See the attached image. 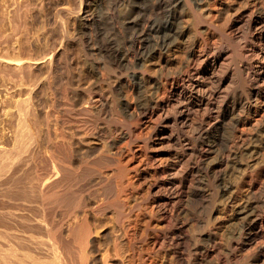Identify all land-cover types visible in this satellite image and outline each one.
<instances>
[{
    "label": "bare ground",
    "instance_id": "obj_1",
    "mask_svg": "<svg viewBox=\"0 0 264 264\" xmlns=\"http://www.w3.org/2000/svg\"><path fill=\"white\" fill-rule=\"evenodd\" d=\"M55 16L40 73L0 35L30 71L0 97V264H264V0H77ZM87 139L99 150L77 155Z\"/></svg>",
    "mask_w": 264,
    "mask_h": 264
},
{
    "label": "rangeland",
    "instance_id": "obj_2",
    "mask_svg": "<svg viewBox=\"0 0 264 264\" xmlns=\"http://www.w3.org/2000/svg\"><path fill=\"white\" fill-rule=\"evenodd\" d=\"M0 1L4 2L3 0H0ZM18 1L21 2V3H18V5H17V2H18ZM18 1H17V0H6V1H5L6 3L4 2V3L7 5L6 7L4 6L5 4L1 3L6 9L8 8V10H9V12H8V10H6V12H7V13H6V17H9V16H7V14L10 15V17H11V18H8V19L5 18V19H7L6 23H7V24H10V25L13 24V25H12V26H10V25L8 26L6 23H4L5 27H9L10 29H9V28H5V33H2V35H4V37L0 34V35L4 38L3 41H4V40L7 41V45H9V44H10V45L7 47V45H5L6 43H5V44H4V42H3V43L0 42V43L2 44V46H3V45L6 46V47L4 46V49H5V48H6V49H7V48H10V50L13 49L12 51H16V52H18V51H17V49H18V50L22 51L23 53H26V52H27L28 54L26 53L27 55H25V56H27L28 59H30V58H29L30 56L28 57V55L30 54V51H31V50L33 49V47H34V49H33L34 51H33V50H32L33 52L31 51V52H32L31 58H32V56H33V58H32L33 60L30 59V61H29V60L27 59V63H26V65H27L28 69H29V67H30V70H31V71L34 70L33 72H37V71H38L37 73H40V72L43 70V68H44V62H38V59L40 60V58L42 57V58H41V60H42L44 56H46V57H44V59H46V58L48 57V55H50L51 53L49 54L48 51H43V53H44L45 55H44L43 53H41V54H39V55H41V56L37 55V57H40V58L37 59V57H36L35 55L37 54V52H38V53L41 52V51H38V50H39L38 48H41V47L43 46V43L46 42V41H48V40L50 41L49 45H50L52 48H54L53 44H55V46H57L58 43L60 42L59 39H57V40L55 39L56 37L52 39V38H51L52 34H50L51 32H52V33L55 32V31H54V29H55L54 27L52 28L53 30L50 28V27L53 26L54 23H55L54 26H56V21H55V18H56V16H55V11H56L59 7H61V5H62V7H64V8H67V7H68V9H69L70 6H71V7L74 6V3L77 2V0H31V1H30V0H28V1L26 0L25 2H24V0H18ZM71 1H72V2H71ZM15 2H16V3H15ZM23 2H24V3H23ZM26 2H28V4H27ZM29 2H30V3H29ZM36 2H37V3H36ZM8 3H9V4H8ZM22 3H23V4H22ZM21 4H22V6H21ZM24 4H27V5H29V6L24 5ZM14 5H15L16 7H15ZM31 5H32V6H31ZM19 6H21V7L19 8ZM24 6H25V7L27 6V7L24 8ZM66 6H67V7H66ZM17 7H18L19 9H21V10H19ZM22 7H23V8H22ZM56 7H57V9H56ZM15 8H17V9L19 10V12H17V10H16ZM40 8L42 9L43 12L41 11ZM25 9L28 11V14L25 13L26 11L24 12ZM28 9H29V10H28ZM14 10H15V11H14ZM39 10H40V11H39ZM22 11H23V13H20V12H22ZM13 12H14V13H17V14H14L15 17H12ZM30 12H31V13H30ZM36 12H37V13H36ZM39 12H40V13H39ZM41 12H42L43 14H42ZM53 12H54V13H53ZM24 13H25L26 16H24ZM32 13H33V14H32ZM21 14H23V16H24L25 18H27V15H29V16H28V20H27V19L25 20L24 17L22 18V15H21ZM46 14H47V15H46ZM14 15H13V16H14ZM18 15H19V16H18ZM20 15H21V16H20ZM41 15H42V16H41ZM16 16H18V17L16 18ZM31 16H32V17H31ZM33 16L36 17L37 22H35V19L33 18ZM38 16H40V18H39ZM45 16H46V17H45ZM20 17H21V19H20ZM43 17H44V19H42ZM14 18H15V19H14ZM29 18H30V19H29ZM32 18H33L34 20H33ZM47 18H48V20H47ZM5 19H3V22H5ZM10 19H11L12 21H10ZM13 19L16 20V21H18V19H19L18 22L21 23V24L19 25L18 22L14 21ZM38 19H41V21H42V20H44V21L47 20V21H48V22H46L47 25H46V23L43 21L47 27L44 25V23H42V22H41L40 20H38ZM8 20H9V22H8ZM23 20H24V22H23ZM30 20H31V21H30ZM32 20H33L34 22H32ZM13 21H14L15 23H12ZM25 21H26V22H29V23L31 22L32 24H33V23H36V24H35V27H36L35 29H37V28H38L37 25H39V27H40V28H38L39 31H38V29H37V32H38V33H37V32H36L37 34L35 33L36 30H34V28H33L34 25L32 26L31 23L29 24V23H26ZM54 21H55V22H54ZM3 22H2V23H3ZM10 22H11V23H10ZM38 22H40V23L38 24ZM16 23H17V25H19V26L15 25ZM41 23H42V26L40 25ZM27 24L30 25V26H28ZM6 25H7V26H6ZM14 25L17 26V29H19V28L21 27L20 30H19V32H18V30H17V32H16V33H18V35L15 33V31H14V29H13V28L15 27ZM24 25L26 26L25 29L23 28V27H25ZM49 25H50V26H49ZM27 26L29 27V30L27 29V28H28ZM31 26H32V28H31ZM43 26H44L45 28L42 29ZM18 27H19V28H18ZM7 29H8V30H7ZM12 29H13V31H14L13 33H15V34H13V35H12V33H11V32H12ZM15 29H16V27H15ZM21 29L24 30L25 32L23 31V32H24V33H23ZM26 29H27L28 31H27ZM31 29H33L34 31L32 32ZM40 29H41L42 31H41ZM48 29H49V30H48ZM9 30H11V31L9 32ZM45 30H48V31H45ZM29 31H30V32H29ZM40 31H41V32H40ZM43 31H44V32H43ZM49 31H50V32H49ZM53 31H54V32H53ZM20 32L23 33L24 35L21 34L20 39H19L18 37H19V35H20V34H19ZM26 32H27V33L29 32L30 35L27 34ZM31 32H32V33H31ZM6 33L11 34L12 37H11V35H7ZM33 33H34V34H33ZM39 33H40V35H41L42 37L39 35ZM41 33L48 34V35H43V34H41ZM25 34H27V36L30 37V38H32V39L28 38ZM32 35H35L36 37H35V36H32ZM1 36H0V40L2 41ZM15 36H16V37H15ZM23 36H25L26 38L23 37ZM43 36H44V37H43ZM5 37H8V39L6 38V39H7V40H6ZM14 37H15V38H14ZM33 37L36 39L35 41H34ZM39 37H40V38H39ZM46 37L49 38V39H47ZM10 38H11V39H10ZM13 38H14V39H13ZM22 38H23V40H22ZM37 38H38V39H37ZM42 38L44 39V41H43ZM9 39H10V40L13 39L11 42H15L16 45H15V43H9V44H8V41L10 42ZM15 39H19V42H21V43L18 42V44H17V40H15ZM25 39L27 40V42L30 41L31 43L28 42V44H26L27 42H25V41H26ZM28 39H29V40H28ZM39 39H42V40H39ZM50 39H51V40H50ZM21 40H22V41H21ZM24 40H25V41H24ZM31 40H32V41H31ZM38 40H39V42H40L41 44L38 43ZM23 41L25 42V44H26L28 47H27V46H26V47L24 46V42H23ZM33 41H34V42H33ZM56 41H57V43H56ZM58 41H59V42H58ZM22 42H23V47H22V45H21ZM53 42H54V43H53ZM36 43H37L38 45L40 44L39 47H38V45H37ZM12 44H13V45H12ZM29 44H30V45H29ZM31 44H32V45H31ZM14 45H15L17 48H16V47H12V48L10 47V46H14ZM18 45H19L20 47H19ZM30 46H31L32 48H31ZM50 46H49V49H51V51H53V49H52ZM36 47H38V48H36ZM59 47H60V46H59ZM59 47H58V48H59ZM63 47H64V46H63ZM14 48H15V50H14ZM19 48H20V49H19ZM26 48H28V49L31 48V49H29V50H30V51H29V50L26 49ZM35 48H36V49H35ZM6 49H5V50H6ZM23 49H24V50H23ZM25 49H26V50H25ZM37 49H38V50H37ZM63 49H64V48H59L58 50L55 49V50L53 51L52 54H54V56H55V61H56V63H57L58 61H60V58L58 57V54H59V56L61 57V54L63 53ZM27 50H28L29 52H28ZM35 50H36V51H35ZM40 50H41V49H40ZM24 51H26V52H24ZM46 52H47L48 54H47ZM42 54H43V55H42ZM46 54H47V55H46ZM34 56H35L36 59L34 58ZM56 56H57V57H56ZM1 59H2V60H1ZM4 59H5V58H4V57L2 56V54H1V55H0V81H3V80L5 79L4 77H6V75H9V74H10L9 77H6L7 79H8V78H11V81H10V79H8L9 81L6 80V82L8 83V85H11L12 83H14V84H15V83L18 84L19 81H21V82H27V84L29 85V83H28V82H29V81H28V78H29V77H28V76H29L28 73L30 74V71L27 69L26 65H25L23 68H21V70H22V69L24 70V68L26 67L25 69H26L27 72H25V70H24V71H23V70L21 71V70L18 68L17 65H14V63H11V61L9 62L7 59H5V60H6V61H5ZM56 59H57V60H56ZM58 59H59V60H58ZM1 61H2V62H1ZM7 61H8L9 63H8ZM6 62H7V64H8V66L6 65ZM28 62H29V63H28ZM1 63H2V64H1ZM11 64H12V66H11ZM1 65H3V66H1ZM13 65H14V66H13ZM42 65H43V68H42ZM4 66H6L7 68L10 66L9 70H8L7 68H6L7 70L4 69V68H5ZM15 66H17V67L15 68ZM11 67H12V68H11ZM31 67H32L33 69H31ZM13 68H14L15 71H18V70H16V69H19V71H20L21 73L24 72V73L27 74V75L24 74V75H26V76L22 75V78H23V79L25 78V79H24L25 81H23L22 78H20V75H21L20 72H16V73H14L15 71L13 70ZM11 69H12V71H14L13 73L11 72ZM36 69H37V71H36ZM39 69H40V70H39ZM5 70L7 71V73L5 72ZM3 71H4V72H3ZM8 72H9V73H8ZM33 72H31V73H33ZM3 73H4V74L6 73V74L3 76V75H2ZM18 73H19V74H18ZM13 74H15V75L17 74V76H15V75L13 76ZM1 75H2V76H1ZM11 76L14 77L13 80H12V77H11ZM23 76H24V77H23ZM2 78H3V80H2ZM17 78H20L21 80H20V79H17ZM16 79H17V80H16ZM12 81H13V82H12ZM3 82H4V81H3ZM3 82H0V97H2V99L4 100V99H5V96L9 97V95H10L9 92H12L13 90H15V89L17 88V87H16L17 85L12 84L11 86L14 85V87H15V88L12 87L13 89L10 88L11 86H9V88H8V86H6V88H7V89H6L5 86H3L4 83H5V85H6V82H4V83H3ZM21 82H20V83H21ZM20 83H19L18 85H20ZM26 86H27V85H26ZM10 89H11V91H10ZM36 89H37V90H36ZM38 89H41V88H40L39 86H36L35 89H34V91H33V95L35 94V96H34L35 99H33L34 102L32 103V104L36 103L37 108H35V107H36L35 104L32 105V107H33V109H36V110H33V111H34V112H38V111H39L38 113L41 114V117H42V116H44V113H45L46 108H44V106L42 105V103H43V97H42V96H44V95L42 94L43 92H42V90H38ZM7 90H8V92H7ZM40 91H41V92H40ZM6 92H7V93H6ZM35 92H36V93H35ZM5 93H6V94H5ZM40 93H41L42 95H40ZM36 94H37V95H36ZM46 96H47V95H46ZM36 97H37V98H36ZM39 97L42 98V99H40ZM38 98H39V100H38ZM44 98H45V96H44ZM2 99H0V100L2 101ZM1 101H0V105H1L0 107H2V104H1L2 102H1ZM41 101H42V102H41ZM40 102H41V103H40ZM39 104H41V105H39ZM2 108H3V107H2ZM2 108H0V110H1ZM38 109H39V110H38ZM44 109H45V110H44ZM4 110H5V109L3 108V109L1 110V112H0L1 118H5V116H7V115L4 116V114H6ZM2 111H3V112H2ZM1 113H2V114H1ZM2 115H3V116H2ZM7 117H8V116H7ZM119 117H120L121 120L124 119V118L122 117V115H119L118 118H119ZM1 118H0V121L3 122L4 125H2L3 123L0 122V124H1L0 127H1V128H4L3 126H6L7 129L4 128L5 130H4V129H3V130H4V131H7L8 129H10L9 127H11V125H10V126H7L8 124H6L5 121L1 120ZM32 127H33V128H34V127L36 128V126H35L34 124H33ZM1 128H0V129H1ZM33 128H32V131H33ZM11 129H12V127H11ZM13 129H14V127H13ZM3 130H0V132L3 131ZM8 131H10V133H12L11 130H8ZM34 131H35L34 133H36V129H35ZM78 136H82V134H81V133H78ZM87 140H88V141H87ZM87 140L84 141V143H86V144H84V147H85L86 149H85L84 147H83V149L80 148L79 150L76 151V154H77V155H79L80 150L85 151V152H88L89 154H93V153H95V152L97 151L96 148H98V150H99L100 146H99V144L97 143V140H96V139H93V141H95L94 143H93L92 139H87ZM87 142H88V143H87ZM75 144H76L75 146H77V143H75ZM90 144H91V145H90ZM94 144H95V145H94ZM92 145H93L94 147H93ZM87 146H88V147H87ZM90 147H92L93 150H92ZM87 148H88V149H87ZM84 149H85V150H84ZM89 149H90L91 151H90ZM95 149H96V150H95ZM88 150H89V151H88ZM94 150H95V151H94ZM91 152H92V153H91ZM114 181H115V182H114V184H115V183H116V180H114ZM139 181L141 182V180H139ZM139 181H138L137 184L140 183Z\"/></svg>",
    "mask_w": 264,
    "mask_h": 264
}]
</instances>
